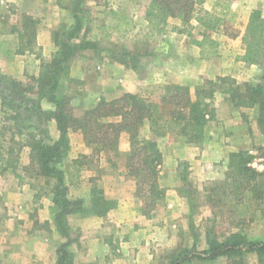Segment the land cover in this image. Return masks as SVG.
Segmentation results:
<instances>
[{
  "label": "trees",
  "instance_id": "trees-1",
  "mask_svg": "<svg viewBox=\"0 0 264 264\" xmlns=\"http://www.w3.org/2000/svg\"><path fill=\"white\" fill-rule=\"evenodd\" d=\"M77 2L73 4L74 23L70 26L68 36L60 39L57 32L53 33L56 51L49 60L39 59V70L36 76L31 77L32 84L24 85L19 80L10 78L9 84H5L2 89L4 96L1 99L3 118L11 125L0 127V141L5 137L6 131L10 133L9 140H13L15 134L27 131L23 144L29 147L30 163L33 162L37 167L34 173L45 177L46 184L50 185V191L46 194H50L53 203L54 226L58 234L66 238L56 250L55 264H73L72 254L68 250L72 239H69L66 232L69 215L91 211L94 215L102 216L115 205L114 200L105 198L102 190L95 186L91 187L87 203L82 198L68 197L64 175L58 167L69 149L68 131L79 130L84 143L92 148L93 154L110 152L115 158L122 156L124 175L135 183V196L141 202V213L149 216L165 195V189L158 183L162 155L155 138L173 133L187 144L202 145L205 127L215 117L213 100L216 91L223 94L224 99L235 108H256V121L263 137L262 145L256 150L263 160V169L259 171L252 166L255 157L249 151L239 150L229 153L222 178L208 181L200 191L187 183L184 191L192 202V208H197L195 200L202 194L203 204L211 208L212 220L227 214L225 219L229 220L231 227L220 238L213 233L212 227L207 228L206 248L197 250L194 242L190 246L178 244L164 259L166 264H187L192 258L211 261L222 257L226 264H248L247 255L252 253L259 264H264V239H251L243 232L255 212L264 211V76L255 83H239L230 76H218L215 80L205 78L193 93L188 86L173 83L165 84L157 96L142 97L124 92L111 99L101 98L76 114L75 107L70 105L71 97L58 93L60 80L67 75L71 63L83 50H104L86 39L88 25L83 29L81 38L79 37L83 24L77 11L84 12L87 24L92 19L89 9L82 8ZM202 2L203 0H147L143 13L148 26L145 38L165 32L167 19L171 17L181 21L182 26L176 29L178 33L190 32L192 21L204 28L203 40L198 41L192 37L191 42L199 46L203 45V41L212 43L209 33L225 24V11L196 9ZM218 4L220 3L217 1L215 5ZM59 5H62V0ZM111 14L117 18L114 29H119L122 24L129 25L125 16L118 17L115 12ZM23 19L25 31L33 28L34 22L29 17L25 16ZM241 43V62L251 65L264 61V17L259 10L250 11ZM33 44L30 37L25 44L20 42L17 50L32 52ZM107 51L112 60L134 68L136 56L126 49ZM215 53L211 49L208 54ZM203 55L204 52L200 51V56ZM41 98L46 99L52 109H42L37 100ZM106 118L116 120L105 121ZM50 120H54L58 130L56 140L49 137L47 127L42 125ZM144 123H147L152 137H140L139 131ZM34 132L42 136L39 137ZM121 133L127 134L129 142V148L123 154L118 151ZM111 164L117 167L115 161ZM182 178L185 182L184 177Z\"/></svg>",
  "mask_w": 264,
  "mask_h": 264
},
{
  "label": "rangeland",
  "instance_id": "rangeland-1",
  "mask_svg": "<svg viewBox=\"0 0 264 264\" xmlns=\"http://www.w3.org/2000/svg\"><path fill=\"white\" fill-rule=\"evenodd\" d=\"M59 1L0 0V67L2 62L6 61L9 64L7 57L13 61L17 56L28 54L33 56V59H36V62H23L22 64L20 60H17L18 66L15 65L16 62L12 63L11 66L14 67L12 70H17L19 74L21 73L22 65H24L23 73L17 78L3 73L0 68V127L2 125H11L10 122L4 120L1 108L4 85L9 84L10 78L17 79L24 85L32 84L31 77L35 76L33 73L36 69L39 70V59L49 60L56 51L53 33L57 32V36L60 39L68 36L70 26L74 23L73 4L77 1L62 0V5H59ZM217 1L220 4L215 5ZM77 3L82 8L89 9V15L92 19L87 24L84 12L77 11L82 18L83 24L81 31H79V37L81 38L83 29L88 25L86 39L94 42L97 47L104 50L102 52H97L90 48L83 50L77 56L83 62L81 78H71L69 67L67 75L60 80L58 93H64L71 97L70 105L73 108L75 107L76 114H79L84 108L89 107L101 98L109 99L106 96L114 94L117 90L122 91L118 96L124 92L138 94L142 97L157 96L162 92L165 84L173 83L188 86L193 93L195 87L202 84L205 78L215 80L218 76H230L239 83H255L259 82L264 76V61L260 64H251L250 66L239 59L243 52L241 34H243L248 15L251 10L256 9L264 17V0H203L201 4L196 6V9L225 11L226 21L223 26L209 33V39H211L212 43L203 41L202 46L191 42L190 39L194 37L198 41H202L203 27L192 21L190 32L178 33L176 29L182 26L181 21L171 17L167 19L165 32L145 38L144 33L147 31L148 26L144 20L143 13L147 0H82ZM111 12L117 13L118 17L125 16L129 25L123 26L122 24L119 29H114L117 18L112 16ZM25 16L34 22L33 28H29L26 31L22 26L23 17ZM19 35L22 36L19 38ZM30 37L34 41L32 52H19L17 49L20 42L25 44ZM121 48L136 56L134 68L125 66L117 62V60H112V58L108 57L107 50H118ZM211 49H214L216 53L213 55L208 54ZM200 51L204 52L202 57L200 56ZM105 59L119 63L121 67L115 69L113 67L99 68L96 66V63L105 61ZM105 92L107 93L104 94ZM30 96L36 97L34 95ZM214 97L215 114L219 113L221 116L233 118L234 122L231 124L233 131L236 134H241L242 138L245 137L244 142L240 143L241 147H250L246 150L255 157L252 160V166L259 171L262 170L263 160L256 149L262 145L263 137L256 121V108H235L218 91L215 92ZM37 100L42 109L43 103L50 105V109H52V105L46 99ZM109 120L116 119H105V121ZM42 125L47 127V123ZM77 132L81 133L79 130ZM23 133L20 135L15 134L16 137L14 136L13 140H9L10 133L6 131L5 137L0 141V264H41L42 261L30 252V250L34 249L37 251L41 249L43 256L49 262L52 259L53 252L54 260L56 261V250L66 239L60 236V239H63L60 240L52 233L51 225L54 226L52 201L49 207L51 222L40 217L38 210L41 205L39 203L40 201L45 204L49 202L50 194L47 195L46 193L50 191V185L46 184L45 181L47 179L45 177L34 173V171H37V167L33 162L30 163L29 153H26V150H23L22 147L27 131ZM34 133L39 137L42 136L38 132ZM47 134L49 135L48 127ZM166 135H171L168 137L169 139L166 138L164 141L167 144L173 142L171 141L172 138L179 137L173 133ZM84 145L88 150H91V157L84 158L82 156V158L77 160L81 159L80 161H83L82 166L93 171V180L88 181V187L91 190L93 186L98 187L95 180L99 176L103 174L109 175L110 170H118L117 167H113L112 162L115 161L123 165V159L122 156L113 157L110 152L93 154L92 148L85 143ZM101 153L105 156L102 163H108L106 168L101 166L103 164L98 159L96 160L97 157L95 155ZM66 159L67 155L58 165L63 175L64 167L67 166ZM24 161L27 162L25 163ZM220 163L209 162L205 165L208 178L216 176L213 171ZM77 165V163H74V166ZM179 166L182 170L181 178L184 177L185 179V182L182 180L184 186H187L188 183L190 186L196 187L198 183V176L194 174L196 170L191 168L190 164L185 160L179 162ZM65 182L64 185L67 188ZM26 184H29L30 188L27 189L25 187ZM67 195L69 197L68 188ZM76 198L83 199V197ZM202 201V194H199L195 200V203L198 204L197 208H192L189 216L183 218L181 225L184 228L178 231L179 241L177 245L190 246L194 242L197 250H199L202 247H206L205 236L207 228L212 227L213 233L219 238L221 234L230 230L229 220L225 219V216L228 215L225 214L223 217L213 221L212 213L207 210L210 207L206 205L208 208H203L204 204ZM89 214H92V212L89 211L79 216ZM206 217L209 218L205 220ZM76 219L72 220L69 216L67 217L66 232L69 239H72L68 250L72 254L73 264H88L83 261L81 256L76 258L72 249V246L78 242L82 235L81 224ZM243 232L251 239H264V211H256L253 219L243 228ZM170 250L161 253L153 264H166L164 257ZM252 257V255H247V262H251ZM187 264L226 263L224 258L219 257L211 261L192 258Z\"/></svg>",
  "mask_w": 264,
  "mask_h": 264
},
{
  "label": "crops",
  "instance_id": "crops-1",
  "mask_svg": "<svg viewBox=\"0 0 264 264\" xmlns=\"http://www.w3.org/2000/svg\"><path fill=\"white\" fill-rule=\"evenodd\" d=\"M7 60L9 64L6 61L2 62L0 68L3 73L15 78L23 73L24 65H22V70L19 74L17 70H12L14 68L11 66L12 63L17 60H20L21 64L23 62H36V59H33V56L28 54L17 56L13 61L7 57ZM15 65L18 66V62ZM96 66L99 68L113 67L119 69L121 64L105 59V61L96 63ZM82 69L83 62L76 58L70 66V77L81 78ZM37 73L38 69L33 74L36 76ZM121 92L117 90L112 95L104 96L111 99L118 96ZM42 106L43 109L51 108L46 103H43ZM233 122V118L229 116H221L219 113L215 114V118L208 121L205 127L203 143L200 146L187 144L180 137L172 138L171 141L173 142L169 144L164 142L171 135L155 138L157 147L162 155L158 183L165 189V195L162 200L157 202L149 216L141 213V202L135 196V183L125 177L121 163L116 162L118 164L117 171L110 170L109 175L103 174L99 176L95 181L99 189L102 190L103 196L114 200L116 204L103 216L92 214L85 216H79L80 214L69 215L72 220L78 217L76 220L81 224L82 235L78 242L72 246L76 258L81 256L83 261L88 264H153L161 253L176 247L179 241L178 231L184 228L181 225L182 220L185 217L187 218L192 210L191 200L184 191L181 178L182 170L179 162L185 160L190 164L191 168L196 170L194 174L198 176V183L195 188L199 191L209 180L222 177L223 172L227 168L229 153L250 148L241 147L240 143L244 142L245 137L242 138L241 134H236L233 131L231 126ZM144 125L139 134L145 138L152 137L147 123ZM47 127L49 137L52 140H56L58 130L54 120L48 121ZM77 131L70 130L68 132L69 150L65 161L67 166L64 167V181H66L65 184L67 185L70 198L83 197L87 203L90 198L88 181L93 180L94 174L92 173L93 171L82 166L83 161H80L81 159H77L82 158V156L90 158L91 150H88L84 145L83 137ZM22 147L23 150H26V153H29V148L26 145ZM128 148L127 134L121 133L118 140V151L123 154ZM95 156L97 157L96 160L98 159L103 164L101 166L106 168L108 163H102L105 156L102 153ZM24 162L26 163L27 161ZM209 162H221L217 168H214L213 172L216 176L210 178H208V172L205 169V165ZM74 163L78 165L74 166ZM25 187L27 189L30 188L29 184H26ZM48 201L46 204L40 201L39 205H41V208L38 211L41 219L51 222L49 214L51 197ZM203 208L208 207L204 205ZM207 210L211 212L210 208ZM207 218L209 217H206L205 220ZM51 229L53 235L60 239V235L55 231L53 225H51ZM204 248L206 247L201 249ZM30 252L42 261L41 264H53L55 262L53 252L50 262L45 259L41 249L39 251L30 250ZM249 255L253 257L251 262L248 261V264H259L254 254L250 253Z\"/></svg>",
  "mask_w": 264,
  "mask_h": 264
}]
</instances>
